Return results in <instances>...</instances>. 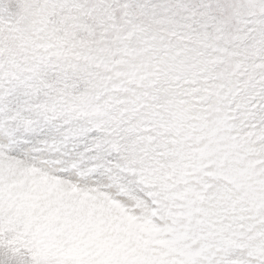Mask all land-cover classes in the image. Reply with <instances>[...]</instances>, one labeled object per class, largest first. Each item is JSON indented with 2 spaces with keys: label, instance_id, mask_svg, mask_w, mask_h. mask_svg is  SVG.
Returning <instances> with one entry per match:
<instances>
[{
  "label": "snow or ice",
  "instance_id": "1",
  "mask_svg": "<svg viewBox=\"0 0 264 264\" xmlns=\"http://www.w3.org/2000/svg\"><path fill=\"white\" fill-rule=\"evenodd\" d=\"M32 236L264 264V0H0V264Z\"/></svg>",
  "mask_w": 264,
  "mask_h": 264
},
{
  "label": "rangeland",
  "instance_id": "2",
  "mask_svg": "<svg viewBox=\"0 0 264 264\" xmlns=\"http://www.w3.org/2000/svg\"><path fill=\"white\" fill-rule=\"evenodd\" d=\"M37 138H33L32 144L36 143ZM31 147V145H29ZM31 245V253L34 264H48L51 247L45 242V239L40 236H32L27 242Z\"/></svg>",
  "mask_w": 264,
  "mask_h": 264
}]
</instances>
